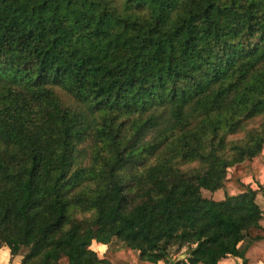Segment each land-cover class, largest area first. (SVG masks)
I'll list each match as a JSON object with an SVG mask.
<instances>
[{
    "label": "trees",
    "instance_id": "1",
    "mask_svg": "<svg viewBox=\"0 0 264 264\" xmlns=\"http://www.w3.org/2000/svg\"><path fill=\"white\" fill-rule=\"evenodd\" d=\"M263 152L264 0H0V247L19 264H264Z\"/></svg>",
    "mask_w": 264,
    "mask_h": 264
},
{
    "label": "crops",
    "instance_id": "2",
    "mask_svg": "<svg viewBox=\"0 0 264 264\" xmlns=\"http://www.w3.org/2000/svg\"><path fill=\"white\" fill-rule=\"evenodd\" d=\"M243 181L245 183H247V184H250L252 188H257V186H258L257 183L255 181H253V179L251 177H246V178L243 179ZM258 181H259V184L264 186V166L261 169V174L258 177ZM202 191L208 192V193H210L213 196V197H206V198L213 199V200H216V201L222 200L224 198V195H225L226 191L229 194L237 193V190L232 188V187H228L227 189H218V190H216L214 192H210V191L205 190V189H203ZM202 195H203V192H202ZM214 196H221V197L215 198ZM203 197H205V196H203ZM261 198H262L261 194L258 193L257 194V202H258L260 208L263 211V218L261 220V225L264 228V203L260 202ZM261 234L264 235V232L261 231ZM90 248L97 253L99 258H103V254H104V252L107 249V245L102 244V243H98L96 241H92ZM182 249L185 250L186 248L182 247L181 250ZM19 252H22V249ZM24 252L25 251H23V253ZM20 256H21L20 253L15 255V256H11L8 247L5 246V245H2L0 247V264H19ZM186 256H187L186 253L184 255H182V254H178L177 255V257H183L184 261L186 260L185 259ZM173 258H175V257L173 256ZM177 259H179V258H177ZM240 263H241L240 258L235 257V256H231V255H228V256H226V257H224V258L219 260V264H240ZM158 264H167V263L164 262V261H159ZM169 264H171L170 261H169ZM257 264H263V263L261 261H259V262H257Z\"/></svg>",
    "mask_w": 264,
    "mask_h": 264
},
{
    "label": "rangeland",
    "instance_id": "3",
    "mask_svg": "<svg viewBox=\"0 0 264 264\" xmlns=\"http://www.w3.org/2000/svg\"><path fill=\"white\" fill-rule=\"evenodd\" d=\"M264 153V152H263ZM203 192V196H205V197H213L210 193H208V192H205V191H202ZM215 198H219V197H221V196H214ZM260 202L261 203H264V200L261 198L260 199ZM256 232H259V233H261V231H253L252 233H256ZM263 232H264V230H263ZM114 244H116V243H114ZM186 248V247H185ZM23 251H26L24 248H22V252ZM184 252H186V249L185 250H181V249H177L176 247H172L171 249H170V256H169V261H170V263L171 264H176V263H179V264H183V261H181V260H183V257H177V255L178 254H182V255H184L185 253ZM173 256L175 257V258H173ZM177 258H179V259H177ZM182 262V263H181Z\"/></svg>",
    "mask_w": 264,
    "mask_h": 264
}]
</instances>
